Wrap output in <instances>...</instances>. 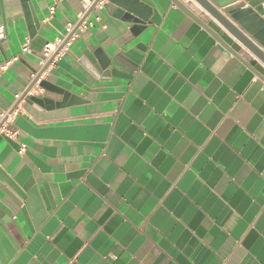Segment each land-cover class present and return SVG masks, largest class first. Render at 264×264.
Wrapping results in <instances>:
<instances>
[{"label":"crops","instance_id":"1","mask_svg":"<svg viewBox=\"0 0 264 264\" xmlns=\"http://www.w3.org/2000/svg\"><path fill=\"white\" fill-rule=\"evenodd\" d=\"M140 1L150 21L126 32L107 0H0V120L45 45L94 23L44 74L57 91L0 134V264H264V79L248 63L264 65L172 0Z\"/></svg>","mask_w":264,"mask_h":264},{"label":"water","instance_id":"2","mask_svg":"<svg viewBox=\"0 0 264 264\" xmlns=\"http://www.w3.org/2000/svg\"><path fill=\"white\" fill-rule=\"evenodd\" d=\"M118 7L117 19L122 23V28L130 32L136 26H145L150 21L151 10L140 0H107ZM193 20L202 24L224 47L238 57L247 51L264 65V0H194L213 19H215L226 32L221 30L213 21L201 22L203 18H196L181 2L172 0ZM235 3L233 6H229ZM28 14V13H27ZM1 15V14H0ZM1 21V20H0ZM28 21L32 19L28 14ZM205 23V24H203ZM239 44H236L232 38ZM86 66L92 72L106 69L100 50L94 52L92 57L87 55ZM95 58V59H93ZM98 62V65L96 61ZM249 67L264 79V68L255 61L248 63ZM100 66V68H99ZM41 72H44L42 70ZM40 74L38 75V77ZM38 77L33 81L34 86ZM39 87L44 91L56 92L49 82L42 81ZM46 98L33 96L26 99V103L42 105Z\"/></svg>","mask_w":264,"mask_h":264},{"label":"built area","instance_id":"3","mask_svg":"<svg viewBox=\"0 0 264 264\" xmlns=\"http://www.w3.org/2000/svg\"><path fill=\"white\" fill-rule=\"evenodd\" d=\"M56 2L58 0H55ZM105 0H84L83 6H84V14H87L92 7H95L97 9H102L104 6ZM55 8H52V12H54ZM86 16L83 15L80 22L75 25L69 26V32L68 34L61 40H58L56 43L53 44H46L42 55H43V68L44 72L39 71L35 75H33V78L31 82L29 83L27 89L22 94H18L15 96V102L13 107L10 110H7L2 114V118L0 120V134L8 135L10 137H14L15 133L11 132L9 129V125L12 123L14 117L18 116L21 113L20 104L26 102V99L30 97L38 96L40 91L42 90L39 87L40 82L44 79V74L46 73L47 69L51 66H53L57 60L61 57L63 51L69 49L71 45L80 37L81 34H83L88 28H91L94 26L93 22H86L87 19ZM99 20V18H97ZM29 47L26 45L23 49V52H28ZM11 62H6L3 64H0V80L2 75L8 70ZM40 76L38 77V75ZM38 77V80L34 84L33 87L30 88L33 81ZM1 85V82H0ZM22 151H20L21 153Z\"/></svg>","mask_w":264,"mask_h":264}]
</instances>
